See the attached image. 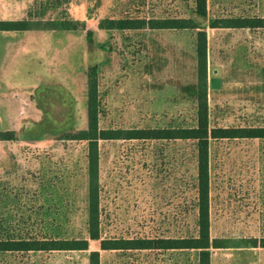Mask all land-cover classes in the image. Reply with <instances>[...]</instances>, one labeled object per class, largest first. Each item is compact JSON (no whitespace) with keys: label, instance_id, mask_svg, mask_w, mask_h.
I'll list each match as a JSON object with an SVG mask.
<instances>
[{"label":"rangeland","instance_id":"obj_1","mask_svg":"<svg viewBox=\"0 0 264 264\" xmlns=\"http://www.w3.org/2000/svg\"><path fill=\"white\" fill-rule=\"evenodd\" d=\"M9 1L14 5L8 10L27 17L42 0ZM191 3L124 0L110 15L187 16ZM207 11L210 17H264V0H207ZM87 27L95 28V23ZM206 31L209 124L264 126V28ZM100 37L111 49L104 53L107 61L99 73L101 127L195 124V104L181 90L196 82L194 31H113ZM56 40L58 49L64 48L60 54L64 59L83 47L84 32H62ZM28 55L26 43L11 52L0 71V89L7 96L24 92L26 101L21 104L27 110L26 119L45 118L47 129L40 130L45 132L46 145L0 142V238L86 237L87 143L55 141L48 133L67 125L72 98L56 86L52 72L46 74L32 63L19 65L21 57ZM72 72L69 84L81 95L86 90V68L79 66ZM213 77L220 78L218 90L209 88ZM4 115L0 106V121L6 119L1 131L16 128L18 118ZM192 155L189 143L101 142L99 181L105 236L154 238L194 233L195 213L187 192L194 168ZM209 178L211 237L264 236V139L211 141ZM98 248V242L89 243L90 250ZM101 263L196 264V252L107 251L102 252ZM0 264H87V259L86 253L76 251L7 252L0 254ZM210 264H264V248L213 249Z\"/></svg>","mask_w":264,"mask_h":264},{"label":"trees","instance_id":"obj_2","mask_svg":"<svg viewBox=\"0 0 264 264\" xmlns=\"http://www.w3.org/2000/svg\"><path fill=\"white\" fill-rule=\"evenodd\" d=\"M124 0H42L27 17L16 21H0V31H25L28 63L52 72L56 86L64 88L72 98L70 120L66 126L50 130L55 141L75 140L87 143L86 237L79 238H0V254L76 251L86 253L87 264H102V252H129L151 250H184L196 252V264H210L213 249L264 248V236L212 238L210 233L209 199V145L211 141L231 139H264V126H211L207 103V28L258 29L264 28V17L235 16L210 17L207 0H192L187 16L118 17L110 12ZM89 22L95 28H88ZM152 30L194 31L196 82L181 87L186 98L195 104L196 119L192 126L165 127H101V98L98 89L100 66L107 61L104 53L110 51L101 34L113 31ZM84 32V45L61 59L58 49L59 33ZM108 48V50L106 49ZM65 55V54H63ZM86 68V90L81 95L71 87L72 69ZM58 59V60H57ZM61 59V60H60ZM80 64V65H79ZM73 66V68H72ZM236 71V68L234 69ZM238 70V69H237ZM35 84V83H32ZM30 85V84H29ZM28 85V86H29ZM52 85V84H50ZM40 89V87L38 88ZM36 88V90H38ZM36 94V93H35ZM34 94L29 95L31 98ZM36 97V96H35ZM37 99V98H36ZM38 107V102L36 100ZM23 113L16 128L0 131V142L20 141L25 144L46 145L45 121L27 120ZM49 129V128H48ZM42 131V132H41ZM53 140V141H54ZM105 141H135L140 143H189L193 146V174L187 186L191 209L194 211L195 232L181 237H107L101 218L100 143ZM35 142V143H33ZM48 144V143H47ZM98 242L97 250L89 243Z\"/></svg>","mask_w":264,"mask_h":264},{"label":"crops","instance_id":"obj_3","mask_svg":"<svg viewBox=\"0 0 264 264\" xmlns=\"http://www.w3.org/2000/svg\"><path fill=\"white\" fill-rule=\"evenodd\" d=\"M9 5H14V2H10L9 0H0V21H16L25 18L26 13L22 14V12L16 13L14 10H8L7 7ZM26 38L27 35L25 31H0V71L3 70V66L8 63L7 60L9 59L11 52L20 50L22 45L25 43ZM24 58L21 57L19 60V65L29 62L28 57L26 59ZM10 78H15V76H10ZM20 85L22 86L23 84L21 83L18 86ZM23 93L12 92L11 96H7V92H2L0 89V96H3V98H0V106L5 110L4 118H19L23 112H27V110L21 104V101H26ZM4 121L5 122L0 121V131L3 130L2 127H4L6 124V119H4Z\"/></svg>","mask_w":264,"mask_h":264},{"label":"water","instance_id":"obj_4","mask_svg":"<svg viewBox=\"0 0 264 264\" xmlns=\"http://www.w3.org/2000/svg\"><path fill=\"white\" fill-rule=\"evenodd\" d=\"M217 71L215 70L214 73H216ZM221 87V82H220V78L218 77H213L209 80V88L212 90H218Z\"/></svg>","mask_w":264,"mask_h":264}]
</instances>
